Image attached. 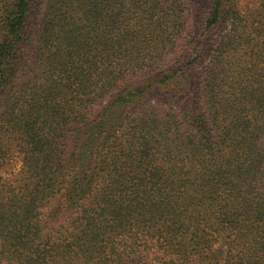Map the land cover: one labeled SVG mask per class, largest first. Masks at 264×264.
Segmentation results:
<instances>
[{"label": "trees", "instance_id": "16d2710c", "mask_svg": "<svg viewBox=\"0 0 264 264\" xmlns=\"http://www.w3.org/2000/svg\"><path fill=\"white\" fill-rule=\"evenodd\" d=\"M207 2L0 0V264H264V0Z\"/></svg>", "mask_w": 264, "mask_h": 264}, {"label": "rangeland", "instance_id": "374dc122", "mask_svg": "<svg viewBox=\"0 0 264 264\" xmlns=\"http://www.w3.org/2000/svg\"><path fill=\"white\" fill-rule=\"evenodd\" d=\"M188 6L192 12V24L193 27L197 30H203L205 24L206 13H208L209 4L207 0H186ZM263 0H244V4L246 5H258L259 2ZM156 92L154 91L153 94ZM122 106L112 109L109 114V119H117L122 114ZM22 166V162L20 159L16 158L12 161L10 165V169L17 172L20 170Z\"/></svg>", "mask_w": 264, "mask_h": 264}]
</instances>
